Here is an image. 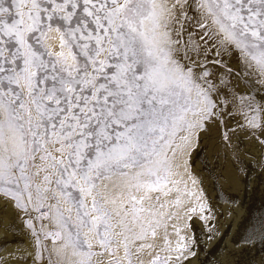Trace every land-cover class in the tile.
Here are the masks:
<instances>
[{
	"label": "snow or ice",
	"instance_id": "1",
	"mask_svg": "<svg viewBox=\"0 0 264 264\" xmlns=\"http://www.w3.org/2000/svg\"><path fill=\"white\" fill-rule=\"evenodd\" d=\"M253 163L264 0H0V230L23 220L25 264H193L206 185Z\"/></svg>",
	"mask_w": 264,
	"mask_h": 264
},
{
	"label": "bare ground",
	"instance_id": "2",
	"mask_svg": "<svg viewBox=\"0 0 264 264\" xmlns=\"http://www.w3.org/2000/svg\"><path fill=\"white\" fill-rule=\"evenodd\" d=\"M242 120H244L243 116ZM234 127L235 125L232 126V128ZM237 131L239 130L237 129ZM203 155L204 153L201 154V158ZM248 159H251V156ZM199 163L198 160L197 164ZM262 171L264 170L253 163L248 165L244 172L238 174L239 180H234L231 184L226 183L222 189H213L210 185H206V195L212 205L214 218L205 224L199 220L198 215L194 216L192 223L199 244L196 248L197 257L192 258L193 264H264V259L259 260L264 253V242L259 239L252 243L244 242L250 228L253 226L258 228L261 218L264 217V206H256L258 201L264 202V174ZM185 201L189 208L197 203L194 197L191 199L186 197ZM186 210V208H181V216ZM253 212H257L254 218H252ZM244 221L246 222L241 225ZM168 223L170 239L175 243L178 237L172 225L175 224L177 228H181V234H184L186 231L184 230V220H171ZM15 225V229L7 234L0 230V257L7 261V264H17L18 261L19 264H25L21 257V251L29 247L31 236L28 234L23 220H17ZM210 226H214L211 231L209 230ZM209 234L213 236L211 240L208 239ZM230 249H235V254L227 258ZM161 254L164 255V253Z\"/></svg>",
	"mask_w": 264,
	"mask_h": 264
},
{
	"label": "rangeland",
	"instance_id": "3",
	"mask_svg": "<svg viewBox=\"0 0 264 264\" xmlns=\"http://www.w3.org/2000/svg\"><path fill=\"white\" fill-rule=\"evenodd\" d=\"M234 116H235V119H233L232 117H227V122H228V124L231 126H233V125H235V127L234 128H236V123H237V121H239V122H241V123H244V120H242V116H241V114H240V112H234V114H233ZM231 119V121H229ZM231 126V127H232ZM259 182V181H258ZM255 184V183H254ZM263 185H264V183H263ZM259 205V207H262V206H264V202L263 203H260V201H258L257 202V205L256 206H258ZM241 206H243V205H241ZM248 208V207H247ZM256 209H258V208H256ZM256 209H255V211H256ZM256 213L257 212H253L252 213V218H254L255 217V215H256ZM247 221V220H246ZM246 221H244V222H242V224L241 223H239V224H241V225H243V223H245ZM235 249H230V251H229V254L227 255V258H230L231 256H233L235 253ZM161 255H163V254H161ZM264 259V253H262V256L260 257V259L259 260H263ZM21 261H23V260H21Z\"/></svg>",
	"mask_w": 264,
	"mask_h": 264
}]
</instances>
